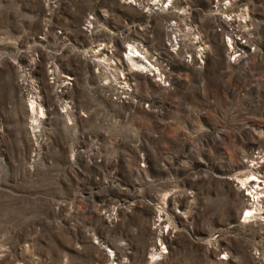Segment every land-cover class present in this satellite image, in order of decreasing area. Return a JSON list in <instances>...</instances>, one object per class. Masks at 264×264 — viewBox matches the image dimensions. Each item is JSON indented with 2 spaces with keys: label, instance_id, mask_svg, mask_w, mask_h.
Segmentation results:
<instances>
[{
  "label": "rangeland",
  "instance_id": "374dc122",
  "mask_svg": "<svg viewBox=\"0 0 264 264\" xmlns=\"http://www.w3.org/2000/svg\"><path fill=\"white\" fill-rule=\"evenodd\" d=\"M157 3L0 0V264H264L241 181L264 183V0L235 2L255 44L235 68L212 0H174L187 40L209 35L201 70L159 57L178 18Z\"/></svg>",
  "mask_w": 264,
  "mask_h": 264
},
{
  "label": "built area",
  "instance_id": "2783aa9c",
  "mask_svg": "<svg viewBox=\"0 0 264 264\" xmlns=\"http://www.w3.org/2000/svg\"><path fill=\"white\" fill-rule=\"evenodd\" d=\"M236 0H212V19L215 20L216 26L215 31L221 36V46L224 50L227 65L235 67H245L249 64L250 59L253 56L254 42L252 38V30L250 26L244 21L241 15H237L233 11ZM174 0H158L157 5L160 4L159 13H172L174 14L173 7ZM148 7V3L146 4ZM151 8V6L149 7ZM152 9V8H151ZM183 12H176L177 17L166 25L167 38L166 42L162 44L160 56H164L168 67L176 66L181 64L193 70H201L205 67L208 62L209 54L212 47H207L209 44L212 45L209 39L205 37L204 31L198 29V26L192 24L188 25L186 30L191 29L192 41L187 40V35L182 32V20H189V16L182 18ZM178 14L180 17H178ZM189 17V18H188ZM181 19V20H180ZM187 23V22H186ZM204 37V41L199 39V36ZM203 39V38H202ZM163 50V51H162ZM145 57V56H144ZM142 58L144 64L148 66L147 69H141L142 74H147L152 78H162V70L160 66L152 61L154 57L148 59ZM155 58H158L155 56ZM145 59V60H144ZM129 61V60H127ZM166 70H170V68ZM147 72V73H145ZM66 107V106H65ZM264 184V183H263ZM261 199H264V195H261ZM253 196L248 201H253ZM163 237V236H160ZM156 248V247H155ZM158 249V248H157ZM162 254V250H158Z\"/></svg>",
  "mask_w": 264,
  "mask_h": 264
},
{
  "label": "bare ground",
  "instance_id": "6f19581e",
  "mask_svg": "<svg viewBox=\"0 0 264 264\" xmlns=\"http://www.w3.org/2000/svg\"><path fill=\"white\" fill-rule=\"evenodd\" d=\"M141 5L144 7V3L141 4ZM141 5H138L137 8L141 9ZM150 10L152 11V9H150ZM181 14L190 15V14H188L187 11H183V13H181ZM175 16L177 17V14ZM178 17H180L179 14H178ZM148 18H151V15H148ZM199 39L204 41V37L202 35L199 36ZM207 47H209V45ZM142 50H143V48H141V50H140V48H137V43L133 42V44L130 47V58L127 59V60H129L130 64L132 63L137 68H144L145 67V69H147L148 66H146V64H144L142 58H140V53H143L145 55V57H144L145 59H148L150 57V55L146 51L144 52V50L142 52ZM144 55H141V57L144 56ZM107 61H109V58L107 56H103V57H97L96 62H95V63L98 64L97 67L103 72L104 75H106V73H107V72L104 71V68H106V66H107V64H106ZM137 68L136 69L134 68V69L138 70ZM39 109L42 110L43 109L42 106L36 105V106L33 107V111L31 113L29 112L30 117L34 121L32 126H33V130H34L35 134L37 132H39L37 129L39 127H41L42 124L44 123L43 122V117H39ZM260 176H261V168L252 167L251 166V169H250L248 175H246V178L241 180L242 181V185L243 184L246 185L248 191H251V193L253 195V199H254L253 201H247V203H246L248 216L252 215L255 212H260V211H262L264 209V199H261V197H262L261 195H264V185L260 184V182L252 183L254 180L249 182V180H251V179H248L249 177H255L258 181H260L261 180V179H259V178H261ZM160 238L159 239L161 241H163L164 237H160ZM152 255H153V257H152L153 260H155V259H157V256L161 255V254L158 252L157 248H154Z\"/></svg>",
  "mask_w": 264,
  "mask_h": 264
}]
</instances>
